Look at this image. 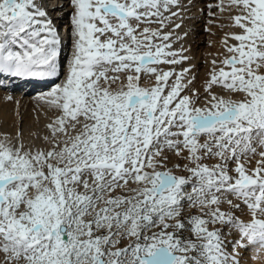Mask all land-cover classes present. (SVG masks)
<instances>
[{"label": "snow or ice", "instance_id": "6c2138e0", "mask_svg": "<svg viewBox=\"0 0 264 264\" xmlns=\"http://www.w3.org/2000/svg\"><path fill=\"white\" fill-rule=\"evenodd\" d=\"M67 4L65 64L49 0H0V87L50 82L39 100L55 113L27 142L22 116L0 132V264L264 258V0L208 4L209 25L211 9H236L240 32L203 93L182 0Z\"/></svg>", "mask_w": 264, "mask_h": 264}, {"label": "bare ground", "instance_id": "6f19581e", "mask_svg": "<svg viewBox=\"0 0 264 264\" xmlns=\"http://www.w3.org/2000/svg\"><path fill=\"white\" fill-rule=\"evenodd\" d=\"M58 3L64 4L62 14L59 10H52ZM210 3L215 4L217 0H192L191 6H189V0H182V4L188 7V10L185 13L183 27L177 30L179 34L185 31L190 33L184 41V44L185 47L190 46L191 48V52L188 54L195 57L192 61L196 65L194 74L197 77L194 86L201 93H203L204 81L208 78L207 74L212 69L211 61L213 59L220 61L229 55L222 41L229 33L240 32L239 28L233 26L231 19L232 16L237 14L236 9H229L227 7L224 11H220L217 8L211 9V11L216 13V17L214 23L209 25L207 21L212 19L208 16V4ZM48 8L49 14L61 37L59 59L66 64L72 51L69 17L72 9L68 6L67 0H49ZM201 9L203 11H200ZM173 10L175 11L176 9ZM176 22L178 23L179 21ZM151 27H159V25L153 24ZM170 27L164 30L169 31ZM206 28H209L210 31H205ZM228 43L231 45L237 42L229 39ZM174 47H179V44L174 45ZM15 50L19 49L17 48ZM220 66L223 65H218V67ZM37 81L33 78H11L4 81V86L0 87V132L15 135L17 129L20 127V117L22 116L26 142L30 139L28 136L29 132L41 136L47 134L46 125L50 122V118L55 116V113L48 111L40 102L39 98L42 94L50 90L51 83L37 84ZM213 91L222 93L219 87H214ZM222 94L226 98L229 96L228 93ZM8 96L12 97L11 101L7 100ZM231 98L239 100L242 96L236 95ZM17 112L19 115H17ZM36 142L42 143L40 140ZM253 253L254 249L250 248L249 253L246 255V264H264V258H250ZM0 259H2V256H0Z\"/></svg>", "mask_w": 264, "mask_h": 264}, {"label": "rangeland", "instance_id": "374dc122", "mask_svg": "<svg viewBox=\"0 0 264 264\" xmlns=\"http://www.w3.org/2000/svg\"><path fill=\"white\" fill-rule=\"evenodd\" d=\"M177 174L187 175V173H179V172ZM237 215H241V214L240 213H237ZM241 218L244 219L245 221H247L248 219H250V217H248L247 215H242Z\"/></svg>", "mask_w": 264, "mask_h": 264}]
</instances>
